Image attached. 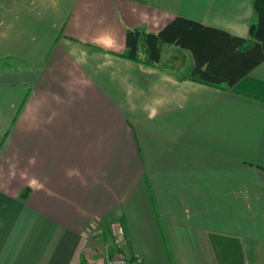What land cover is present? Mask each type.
<instances>
[{"label":"crops","instance_id":"0c3cea01","mask_svg":"<svg viewBox=\"0 0 264 264\" xmlns=\"http://www.w3.org/2000/svg\"><path fill=\"white\" fill-rule=\"evenodd\" d=\"M176 17L256 20L253 0H0V264H93L114 222L140 264H264V62L221 90L178 47L114 54Z\"/></svg>","mask_w":264,"mask_h":264},{"label":"trees","instance_id":"16d2710c","mask_svg":"<svg viewBox=\"0 0 264 264\" xmlns=\"http://www.w3.org/2000/svg\"><path fill=\"white\" fill-rule=\"evenodd\" d=\"M253 10L256 20L247 38L176 17L157 33L145 28L129 29L124 52L114 54L154 67L161 62L163 46L172 45L192 54V81L230 90L264 62V0H253Z\"/></svg>","mask_w":264,"mask_h":264},{"label":"built area","instance_id":"2783aa9c","mask_svg":"<svg viewBox=\"0 0 264 264\" xmlns=\"http://www.w3.org/2000/svg\"><path fill=\"white\" fill-rule=\"evenodd\" d=\"M94 236L103 233L102 229L93 227ZM112 232V241L106 244L103 249V258L100 262L93 264H140L137 259H131L124 253L126 243L125 227L121 222H114L110 226Z\"/></svg>","mask_w":264,"mask_h":264},{"label":"rangeland","instance_id":"374dc122","mask_svg":"<svg viewBox=\"0 0 264 264\" xmlns=\"http://www.w3.org/2000/svg\"><path fill=\"white\" fill-rule=\"evenodd\" d=\"M173 49H176L175 46H172V45H165V55L163 57V61H167L168 57H169V51L170 50H173ZM178 50V49H176ZM172 57V60L175 62L174 65H176V69L180 70L181 69H184L183 71H190L192 69V67L194 66V63H193V58H192V54L189 52V51H185V55H183L182 53L180 52H177L175 51L174 53H170ZM111 230V229H110ZM103 231V229H102ZM105 235L102 236L98 242V244L102 245L101 248L96 246L95 248V254H94V257L96 259V261L94 262H100V260H102L103 258V249H104V246L106 244H109L112 239L110 240V233L108 230L104 231ZM106 236V238H105ZM104 237V238H103Z\"/></svg>","mask_w":264,"mask_h":264}]
</instances>
